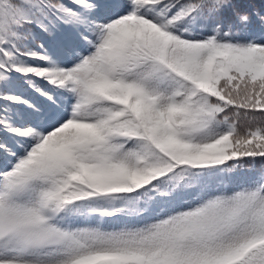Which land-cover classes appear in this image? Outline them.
I'll return each instance as SVG.
<instances>
[{"label": "snow or ice", "instance_id": "obj_1", "mask_svg": "<svg viewBox=\"0 0 264 264\" xmlns=\"http://www.w3.org/2000/svg\"><path fill=\"white\" fill-rule=\"evenodd\" d=\"M0 264H264V0H0Z\"/></svg>", "mask_w": 264, "mask_h": 264}, {"label": "trees", "instance_id": "obj_2", "mask_svg": "<svg viewBox=\"0 0 264 264\" xmlns=\"http://www.w3.org/2000/svg\"><path fill=\"white\" fill-rule=\"evenodd\" d=\"M256 167H257V168H259V167H260V164H259V162L257 163Z\"/></svg>", "mask_w": 264, "mask_h": 264}]
</instances>
